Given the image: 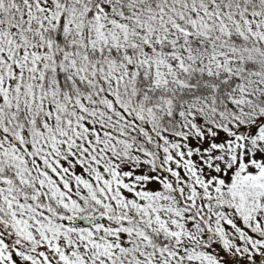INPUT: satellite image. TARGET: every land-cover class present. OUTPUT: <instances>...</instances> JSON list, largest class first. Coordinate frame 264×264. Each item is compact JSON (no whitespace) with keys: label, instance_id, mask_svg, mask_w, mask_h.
<instances>
[{"label":"snow or ice","instance_id":"1","mask_svg":"<svg viewBox=\"0 0 264 264\" xmlns=\"http://www.w3.org/2000/svg\"><path fill=\"white\" fill-rule=\"evenodd\" d=\"M0 264H264V0H0Z\"/></svg>","mask_w":264,"mask_h":264}]
</instances>
